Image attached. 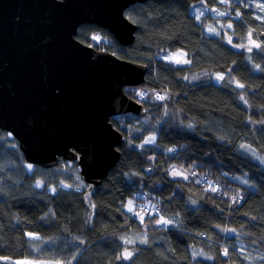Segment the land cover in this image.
<instances>
[{
    "label": "trees",
    "instance_id": "1",
    "mask_svg": "<svg viewBox=\"0 0 264 264\" xmlns=\"http://www.w3.org/2000/svg\"><path fill=\"white\" fill-rule=\"evenodd\" d=\"M194 7H226L231 31L209 35L215 25ZM125 15L138 26L126 48L94 25L79 27L77 38L148 66L145 84L124 90L145 115L111 118L125 142L98 189L84 184L77 161L74 173L54 176L64 160L26 173L20 150L0 145V258L264 264V165L254 159L264 156V0L147 1ZM247 37L257 48L245 47ZM177 51L186 64L162 58ZM8 136L2 132L0 140ZM202 176L219 188L202 187ZM141 195L166 220L153 211L138 217L139 209L124 210Z\"/></svg>",
    "mask_w": 264,
    "mask_h": 264
},
{
    "label": "water",
    "instance_id": "2",
    "mask_svg": "<svg viewBox=\"0 0 264 264\" xmlns=\"http://www.w3.org/2000/svg\"><path fill=\"white\" fill-rule=\"evenodd\" d=\"M147 1L165 0H0V135L28 163L77 161L87 187H101L125 141L111 117L145 115L124 88L143 86L148 66L83 43L78 29L95 25L126 48L138 26L125 12Z\"/></svg>",
    "mask_w": 264,
    "mask_h": 264
},
{
    "label": "rangeland",
    "instance_id": "3",
    "mask_svg": "<svg viewBox=\"0 0 264 264\" xmlns=\"http://www.w3.org/2000/svg\"><path fill=\"white\" fill-rule=\"evenodd\" d=\"M225 3V2H223ZM194 12L199 15L202 16L204 15L205 17L207 15H209V19H206V23L208 24H214L216 27V30L214 31V33H211V29L210 27L208 28V34H215L216 31H223V32H228L231 31L232 26L231 23L229 22V18L228 17V11L225 8H217L214 10H208L207 8L205 9H201V7H194ZM223 13V14H221ZM237 19V17H235ZM230 25V27H229ZM227 38L229 40H231V38L227 35ZM246 48L248 49H253V48H257V44L255 42H253L250 37H247V41H246ZM107 51V50H106ZM113 53V52H112ZM162 58H164L165 60L169 61V62H175V63H180V64H186L187 63V58L186 56L180 52H167L166 54L162 55ZM137 89H139V87H137ZM11 139H13L12 135L9 134L8 137H2L0 140V145L4 146V147H10L16 150H19L18 148V144H15L11 141ZM252 152V151H250ZM15 154H17V151L15 152ZM254 159L256 161H258L259 163L263 164L264 163L261 161V159L264 160V156L259 155L258 157L254 156ZM29 165L31 167H29ZM22 166L24 167V170L26 173H32L35 171V166L28 164L27 162H22ZM4 169V166H3ZM173 174H177L178 175V170L176 168H173L172 170ZM59 173H62V175H65L66 173H74V167L73 164L71 162H67L62 164L61 167H58L55 172H54V176L57 177V175ZM131 202V204L129 203ZM148 204V202H146ZM131 208V210H130ZM137 206H136V202L134 199H129L125 206H124V210L130 213H134L136 210ZM249 257L251 259H255V260H259L257 258H254L253 256L249 255ZM0 261L7 263V264H62L61 262H39L36 260H13V259H8V258H0ZM254 264H262L261 260L259 262H254Z\"/></svg>",
    "mask_w": 264,
    "mask_h": 264
},
{
    "label": "built area",
    "instance_id": "4",
    "mask_svg": "<svg viewBox=\"0 0 264 264\" xmlns=\"http://www.w3.org/2000/svg\"><path fill=\"white\" fill-rule=\"evenodd\" d=\"M201 185H202L203 187H206V186L208 185V183H207L206 180L202 179V180H201ZM211 186H212L213 188H215V189L219 188V185L216 184V183H212ZM143 210L146 211V210H147L146 207H143ZM155 211H156L157 213H159V210H158V209H156ZM161 218L166 220V217H165L164 215H161Z\"/></svg>",
    "mask_w": 264,
    "mask_h": 264
},
{
    "label": "snow or ice",
    "instance_id": "5",
    "mask_svg": "<svg viewBox=\"0 0 264 264\" xmlns=\"http://www.w3.org/2000/svg\"><path fill=\"white\" fill-rule=\"evenodd\" d=\"M221 14H223V13H221ZM229 27H230V25H229ZM95 38V37H94ZM218 78H221L222 79V77H218ZM241 87H243V85H240ZM139 95H143V93H139ZM158 99H162V97H157ZM154 138H150V140H148V141H145V143H150L152 140H153ZM29 167H31L30 165H29ZM37 186H39V184L37 185ZM130 204H131V202H129ZM130 210H131V208H130ZM164 223H168V221H164ZM31 235V234H30ZM131 254L129 253V254H127V256L125 257V258H127L128 256H130ZM225 255H227V250H225ZM209 259H210V257H209ZM261 259H264V257H261Z\"/></svg>",
    "mask_w": 264,
    "mask_h": 264
},
{
    "label": "bare ground",
    "instance_id": "6",
    "mask_svg": "<svg viewBox=\"0 0 264 264\" xmlns=\"http://www.w3.org/2000/svg\"><path fill=\"white\" fill-rule=\"evenodd\" d=\"M221 247V249H220V252H221V254H224V249H227L225 246H220Z\"/></svg>",
    "mask_w": 264,
    "mask_h": 264
},
{
    "label": "clouds",
    "instance_id": "7",
    "mask_svg": "<svg viewBox=\"0 0 264 264\" xmlns=\"http://www.w3.org/2000/svg\"><path fill=\"white\" fill-rule=\"evenodd\" d=\"M95 26V25H94ZM105 30V29H104ZM193 79H195V77H193Z\"/></svg>",
    "mask_w": 264,
    "mask_h": 264
}]
</instances>
